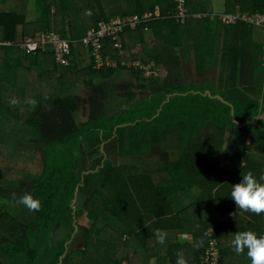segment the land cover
<instances>
[{"label": "trees", "instance_id": "16d2710c", "mask_svg": "<svg viewBox=\"0 0 264 264\" xmlns=\"http://www.w3.org/2000/svg\"><path fill=\"white\" fill-rule=\"evenodd\" d=\"M92 2L97 21L85 0H0V42H9L0 46V125H10L0 144L40 153L27 179L0 180V264H200L209 235L218 264H251L231 240L238 231L264 234V213L239 209L230 191L248 172L264 175V38L254 41L256 27L244 20L192 14L264 13V0H222L220 8L185 0L183 22L173 16L176 0H131L123 10ZM146 12L148 20L124 30L120 48L103 40L102 55L116 66L96 67L88 48L79 70L84 30ZM39 32L70 40L67 65L50 48L26 52L15 43ZM149 64L147 75L140 65ZM129 75L136 87L111 106L110 85ZM25 193L41 208L23 222L15 209ZM82 211L87 222L79 224ZM80 226V245L71 247Z\"/></svg>", "mask_w": 264, "mask_h": 264}, {"label": "built area", "instance_id": "2783aa9c", "mask_svg": "<svg viewBox=\"0 0 264 264\" xmlns=\"http://www.w3.org/2000/svg\"><path fill=\"white\" fill-rule=\"evenodd\" d=\"M177 1V9L174 13V17L177 21H184V18L187 16L188 9L185 6V0H176ZM156 14V12H155ZM210 14V17L213 18L215 15L219 16L220 20L224 23H235L238 20H244L247 23L253 25L254 27L260 29L262 36L264 38V13H241L238 10V7L235 8V13H195L192 14L194 17H205ZM157 15V14H156ZM151 16V13H144L142 16L139 14H131L127 16H115L109 20H101L97 23V26L94 28H90L84 34L82 41L88 50L91 48V55L94 57V61L96 63V67H102L104 64L106 66L112 65L116 66L115 61L109 60L108 58H104L102 55V44L105 38H110L113 41V45L116 48L121 47L120 36L124 32L125 29H135L138 24L148 20ZM9 43V42H4ZM0 42L1 44H4ZM69 39H61L57 35L53 33L40 32L35 37H25L18 43L21 48L26 52H33L37 49L47 50L48 48L52 49L53 56L56 61L67 65L66 56L70 53L69 50ZM100 57V58H99ZM262 59L264 60V46H263V54ZM137 63V64H135ZM123 64V63H122ZM135 66L139 65L138 62L131 63ZM148 66V68H146ZM147 73H152V64L142 66ZM208 247L201 259L200 264H218L220 259V250L218 248V243L215 238H212L209 235Z\"/></svg>", "mask_w": 264, "mask_h": 264}, {"label": "rangeland", "instance_id": "374dc122", "mask_svg": "<svg viewBox=\"0 0 264 264\" xmlns=\"http://www.w3.org/2000/svg\"><path fill=\"white\" fill-rule=\"evenodd\" d=\"M16 1H18V0H16ZM19 1H24V0H19ZM108 2L110 5H113L114 10L116 9V7H119V6L121 7V10H123L126 8L125 7L126 5L131 4V0H110V1L105 0L106 4H108ZM221 3H222V0H214V6H217L220 8ZM85 4L91 5V7L88 10L89 11L88 15L90 17H93V19L95 21H97L98 14H97V10L95 9V6H94V3L92 2V0H85ZM22 7L23 6H21V8ZM30 9H31V7H30ZM25 10H26V8H25ZM155 12L157 15H159V12L157 9ZM30 16H32V15L30 14ZM121 17H123V16H121ZM75 26L78 27V30L80 31V35H81V32L83 31V29L79 28V22L76 23ZM19 30L21 31V27L19 28ZM82 33L84 35L86 33L85 30ZM146 33H149V34H147L146 40L151 41L152 37H153L152 32L146 31ZM24 38L20 37L15 43L16 44L20 43V41ZM81 43H83V42H81ZM81 43L79 46L80 55H79V58L77 60L79 70H81L82 66H84L86 64V62L89 60L87 48L84 44H81ZM128 44L130 45V43H128ZM1 45H3V44H1ZM121 45H122V43H121ZM19 46H20V44H19ZM131 46L132 47L135 46V43L132 42ZM20 48H21V46H20ZM122 54L124 56H126L125 50L122 51ZM23 57H25L26 61L29 62V59L26 58V56H23ZM134 62H138V60H135ZM67 63H68V60H67ZM135 64H137V63H135ZM146 68H148V66ZM159 69L157 68L158 72H159ZM160 73H161V77L162 76L164 77L166 75V72L164 70H161ZM147 75H149V73ZM135 87H136V80H135V77L133 75L132 76L129 75L128 77H122V78H119L118 80L115 78L114 81L112 82V84L110 85L108 95H107L109 98H111V100H110L111 106L114 103H116V101L119 100L117 94H119L121 91L130 89V88L134 89ZM80 89L83 90V87L80 86ZM146 90H139L138 91V95H139L138 97H141L143 95H148L149 92ZM27 97H29V96L27 95ZM21 109L23 111L25 110L24 107H21ZM7 118H9V117H7ZM7 118H4V120H6ZM1 126H2V128H1L2 130H0V134L3 131V129L6 130L10 125H6V124L2 125L1 124L0 127ZM0 140H2V138H0ZM248 141L249 140H247V142ZM7 143L0 144V180H2L3 185H11L13 181H17V180L21 181L22 179H27L26 177L28 176V174L36 172L37 166L40 165V153L38 152V149L36 148L35 145H28L27 143H24V142L21 145L19 144V142H16V143L7 142ZM15 214L23 222L29 221L31 219L30 211L23 205H21L20 207H16ZM218 214H216V217L218 219L230 218L229 217L230 214H229V216L228 215H226V216L220 215V214L218 215ZM77 220L79 221V224L80 223H86L87 219L85 216V212L82 211L79 214V217H77ZM81 231H82V227L80 226V228L78 229L77 236L75 237V241L71 244V247H79ZM61 233H63V232L62 231L56 232L54 234L52 241L55 242L60 237ZM182 238H184L186 240L191 239V237L189 235H187V236L182 235ZM0 263H1V259H0Z\"/></svg>", "mask_w": 264, "mask_h": 264}, {"label": "clouds", "instance_id": "9594fccd", "mask_svg": "<svg viewBox=\"0 0 264 264\" xmlns=\"http://www.w3.org/2000/svg\"><path fill=\"white\" fill-rule=\"evenodd\" d=\"M231 200L236 207L244 212L254 214L264 213V175L257 178L253 173L243 175L238 183L232 185L230 191ZM30 211H39L41 202L32 193H25L19 200ZM160 243H164V237H158ZM231 246L237 254L247 250V257L251 264H264V234H258L251 230L236 232L231 240ZM178 264H185L181 259Z\"/></svg>", "mask_w": 264, "mask_h": 264}, {"label": "crops", "instance_id": "0c3cea01", "mask_svg": "<svg viewBox=\"0 0 264 264\" xmlns=\"http://www.w3.org/2000/svg\"><path fill=\"white\" fill-rule=\"evenodd\" d=\"M215 13H219V12H215ZM146 31H150V30H148V29L145 30V38L147 37V34H149V33H146ZM129 38H131V40H129ZM129 38L126 37V42L130 43V48L133 49L134 46L132 47L131 43L133 42V40H135V38H132V37H129ZM127 39H128V41H127ZM252 39L256 42H261V43L263 42V36H262L260 29L258 30V28H254ZM216 70L219 71V67L217 66V64H216V66L209 67V69L207 70V75L208 76H214V73L216 72Z\"/></svg>", "mask_w": 264, "mask_h": 264}]
</instances>
